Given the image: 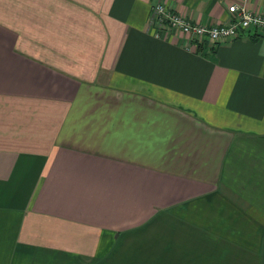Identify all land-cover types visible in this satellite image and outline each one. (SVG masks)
<instances>
[{"label": "crops", "instance_id": "1", "mask_svg": "<svg viewBox=\"0 0 264 264\" xmlns=\"http://www.w3.org/2000/svg\"><path fill=\"white\" fill-rule=\"evenodd\" d=\"M264 0H0V264H264V37L159 34Z\"/></svg>", "mask_w": 264, "mask_h": 264}, {"label": "built area", "instance_id": "2", "mask_svg": "<svg viewBox=\"0 0 264 264\" xmlns=\"http://www.w3.org/2000/svg\"><path fill=\"white\" fill-rule=\"evenodd\" d=\"M232 20L227 24L206 26L193 23L189 18L167 9L164 5H157L153 11L159 34L181 35L189 45L204 44L217 46L242 37H264V15L255 14L248 10L245 4L229 7Z\"/></svg>", "mask_w": 264, "mask_h": 264}, {"label": "trees", "instance_id": "3", "mask_svg": "<svg viewBox=\"0 0 264 264\" xmlns=\"http://www.w3.org/2000/svg\"><path fill=\"white\" fill-rule=\"evenodd\" d=\"M254 38H256V37H252V39H254ZM239 39V38H238ZM206 43V42H205Z\"/></svg>", "mask_w": 264, "mask_h": 264}, {"label": "rangeland", "instance_id": "4", "mask_svg": "<svg viewBox=\"0 0 264 264\" xmlns=\"http://www.w3.org/2000/svg\"><path fill=\"white\" fill-rule=\"evenodd\" d=\"M166 7V6H165ZM167 8V7H166ZM168 9V8H167Z\"/></svg>", "mask_w": 264, "mask_h": 264}]
</instances>
